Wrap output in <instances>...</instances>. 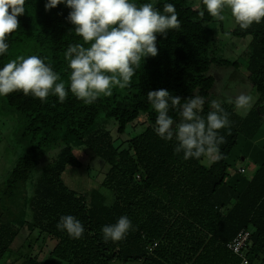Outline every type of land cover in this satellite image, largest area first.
Returning a JSON list of instances; mask_svg holds the SVG:
<instances>
[{
  "label": "trees",
  "instance_id": "16d2710c",
  "mask_svg": "<svg viewBox=\"0 0 264 264\" xmlns=\"http://www.w3.org/2000/svg\"><path fill=\"white\" fill-rule=\"evenodd\" d=\"M45 2L26 0L25 14L18 17L19 28L8 38L9 50L0 56V67L15 46L31 38L42 50L36 55L67 86L70 70L64 53L82 41L70 31V9L58 5L46 12ZM134 2H152L161 10L165 3L175 4L181 28L157 37L158 55L145 59L130 86L117 87L111 96H101L91 105L70 93L63 103L51 95L44 103L21 92L4 97L24 119L22 136L28 148L5 176L0 191V264H13L8 261L11 245L22 231L34 242L54 244L46 261H39L40 246L20 264H238L226 245L242 229L251 231L249 264L264 261V160L240 192L227 183L226 162L239 137L251 142L264 129V20L246 30L237 25L232 32L238 39L251 38L246 71L257 97L243 116L232 106L219 104L229 114L230 125L219 133L225 138L220 158L205 168L204 157L184 160L173 142L157 137L156 114L147 93L166 89L182 100L201 96L206 101L201 115L206 118L215 87L210 67L237 69L239 64L212 58L208 28L212 17L200 15L203 5L195 10L190 0ZM169 114L179 119L178 113ZM108 125L116 129L115 137ZM136 126L143 129L139 135L123 138ZM58 142L62 146L57 154L39 169ZM261 150L264 155V143ZM84 151L105 169L100 188L88 195L68 189L62 180L67 168L82 167L79 158ZM102 189L112 194L111 205ZM63 215L83 223L81 239H70L57 229ZM122 215L132 221L133 230L121 242L105 243L102 227ZM153 244L157 246L150 252Z\"/></svg>",
  "mask_w": 264,
  "mask_h": 264
},
{
  "label": "clouds",
  "instance_id": "9594fccd",
  "mask_svg": "<svg viewBox=\"0 0 264 264\" xmlns=\"http://www.w3.org/2000/svg\"><path fill=\"white\" fill-rule=\"evenodd\" d=\"M25 3L26 0H0V56L9 50L8 38L19 28L18 17L25 14ZM200 4L201 16L207 13L222 22L227 11L244 30L264 20V0H200ZM58 5L70 9V31L82 41L69 45L64 53L70 70L67 86L38 55L17 57L0 67V97L21 92L41 103L50 95L63 103L70 93L91 105L101 96H111L117 87L130 86L145 59L158 55L157 37L181 28L173 3H165L161 10L152 2L138 5L134 0H46L44 8L47 12ZM147 100L156 114L155 134L165 142H173L174 151L182 153L184 160L220 158V145L225 138L219 133L229 127L230 120L219 103L211 102L205 118L201 113L206 101L201 96L182 100L159 89L149 91ZM253 100L251 95L241 94L230 102L236 110L247 112ZM173 111L179 119L169 114ZM28 195H32L31 190ZM56 227L73 240L81 239L85 233L83 223L73 215L61 216ZM131 230L132 221L122 215L115 223L102 227V239L105 243L121 242Z\"/></svg>",
  "mask_w": 264,
  "mask_h": 264
},
{
  "label": "rangeland",
  "instance_id": "374dc122",
  "mask_svg": "<svg viewBox=\"0 0 264 264\" xmlns=\"http://www.w3.org/2000/svg\"><path fill=\"white\" fill-rule=\"evenodd\" d=\"M190 6L195 10H200V0H190ZM198 5H200L198 7ZM226 19L224 21H217L212 18V22L208 25V28L212 31L211 37V56L215 59H225L229 62H237L239 67L237 69L228 68L226 73L223 74V69L216 66H211L208 75L215 79V87L212 96L218 94L221 86L219 82L224 84L227 88L222 91L224 99L219 101L221 103H227L234 108V104L230 101L234 100L235 97L244 94L251 95L256 100V94L252 90V86L248 81V73L246 71V59L248 56V47L250 43V37L243 39H232L229 34H219L220 29L225 30L229 26H233V20L231 16L225 11ZM237 26V25H236ZM42 52L31 38H27L15 46L9 53L8 58L4 62L16 59L17 57L27 58L30 55H36ZM225 73V72H224ZM232 75L230 80L226 79V76ZM218 86V87H217ZM218 101V100H217ZM235 109V108H234ZM238 115L243 116L246 112L238 111L235 109ZM25 122L22 115H17L7 104L4 97H0V191L4 187L5 176L14 166L16 160L22 156L28 148L27 139L23 138L22 134L25 129ZM110 126V125H108ZM142 127L136 126L129 135H124L123 138H132L139 135L143 129ZM264 128V127H263ZM113 137L116 136V129L114 126L108 127ZM264 143V129L259 132L257 137L253 141H246L242 137L238 138L237 145L232 150L230 156L226 162L229 165L228 173L230 176L227 183L238 176V170H242L244 173L241 177L248 181L255 169L260 166L264 160V155L261 151V147ZM61 142L57 143L55 148L51 150L46 158L38 165L39 169H42L47 163L51 162L57 151L61 148ZM215 157L205 156L201 165L208 168ZM82 167L79 170L67 168L62 175V180L65 186L81 195H88L92 190L99 189L104 178L105 169L98 166V162L92 159L91 153L84 151L79 158ZM101 192L106 197V204L111 205L113 203L112 194L102 189ZM53 244L42 243V241L34 242L32 238L26 237V233L23 231L17 236L13 244L11 245V255L9 256V262L13 264H20L27 259L28 255H34L41 246L39 261H46L49 257V251L51 250L50 245ZM33 247L35 250L33 252ZM49 249V251H48ZM54 264V263H50ZM119 264V263H113ZM138 264V263H128Z\"/></svg>",
  "mask_w": 264,
  "mask_h": 264
},
{
  "label": "built area",
  "instance_id": "2783aa9c",
  "mask_svg": "<svg viewBox=\"0 0 264 264\" xmlns=\"http://www.w3.org/2000/svg\"><path fill=\"white\" fill-rule=\"evenodd\" d=\"M238 173H243L242 170H238ZM251 231L248 229L240 230L237 235L226 245V249L232 253L238 259V264H249L248 261V251L251 246ZM157 244H153L152 247L149 248L151 252L156 248ZM264 264V261L261 262Z\"/></svg>",
  "mask_w": 264,
  "mask_h": 264
},
{
  "label": "crops",
  "instance_id": "0c3cea01",
  "mask_svg": "<svg viewBox=\"0 0 264 264\" xmlns=\"http://www.w3.org/2000/svg\"><path fill=\"white\" fill-rule=\"evenodd\" d=\"M233 26H229L228 28H226L225 30H222V29H220V32H219V34H229L230 36H231V38L232 39H234L235 37L232 35V32L235 30V28L237 27L236 25L237 24H235V22L233 21ZM238 39V38H237ZM227 69H225V70H223V74H228V73H226V72H228V71H226ZM235 70V69H234ZM225 72V73H224ZM231 77H232V75H231V73H230V75H228V76H226V79L227 80H230L231 79ZM218 85H220L221 86V89L219 90V93L218 94H214V96H212L213 98V101H216L217 103H219V101L221 100V99H224V96L222 95V91L225 89V88H227L224 84H222L221 82H219L218 83ZM218 87V86H217ZM252 90H254L253 88H252ZM218 100V101H217ZM222 104V103H221ZM223 104H227V103H223ZM228 105V104H227ZM235 110V109H234ZM262 151V150H261ZM263 153V152H262ZM244 173V172H243ZM243 173H238V176H235L232 180H231V182L229 183V186L230 187H233V188H235V190L236 191H238V192H240V191H242L243 190V188L245 187V185L247 184V181L246 180H244L242 177H241V175L243 174ZM231 176V175H230Z\"/></svg>",
  "mask_w": 264,
  "mask_h": 264
}]
</instances>
